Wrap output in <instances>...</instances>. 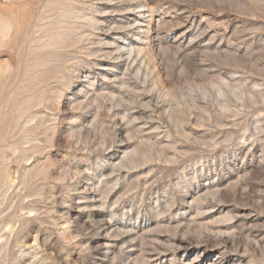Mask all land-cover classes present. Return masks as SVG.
<instances>
[{
	"label": "rangeland",
	"instance_id": "1",
	"mask_svg": "<svg viewBox=\"0 0 264 264\" xmlns=\"http://www.w3.org/2000/svg\"><path fill=\"white\" fill-rule=\"evenodd\" d=\"M0 264H264V0H0Z\"/></svg>",
	"mask_w": 264,
	"mask_h": 264
},
{
	"label": "bare ground",
	"instance_id": "2",
	"mask_svg": "<svg viewBox=\"0 0 264 264\" xmlns=\"http://www.w3.org/2000/svg\"><path fill=\"white\" fill-rule=\"evenodd\" d=\"M9 229L11 230L12 229V226Z\"/></svg>",
	"mask_w": 264,
	"mask_h": 264
}]
</instances>
